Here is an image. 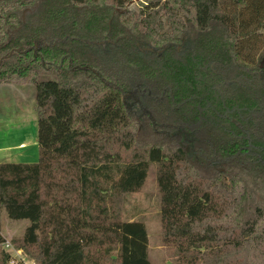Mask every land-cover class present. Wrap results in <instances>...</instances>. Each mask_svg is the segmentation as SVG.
Segmentation results:
<instances>
[{"label": "trees", "instance_id": "obj_1", "mask_svg": "<svg viewBox=\"0 0 264 264\" xmlns=\"http://www.w3.org/2000/svg\"><path fill=\"white\" fill-rule=\"evenodd\" d=\"M130 1L0 0V84H35L39 148L0 163V209L29 220L9 242L34 264H152L116 203L154 162L163 242L234 264L221 203L264 194V0ZM246 222L264 239V200Z\"/></svg>", "mask_w": 264, "mask_h": 264}, {"label": "rangeland", "instance_id": "obj_2", "mask_svg": "<svg viewBox=\"0 0 264 264\" xmlns=\"http://www.w3.org/2000/svg\"><path fill=\"white\" fill-rule=\"evenodd\" d=\"M259 61L261 62L263 70L261 74L264 76V55L259 57ZM35 92V84L33 83H10L0 85V118L4 124L5 122L7 123V127L5 126L4 129L5 131L8 129L10 141L18 138L21 129L24 127L27 129L28 122L24 121L25 118L35 117ZM35 128L37 131V119H35ZM140 133L144 140L151 137L157 139L164 138V136L161 137L162 135L153 133L151 128L148 130L147 126L143 128ZM3 138H5V134ZM170 138L171 139L165 137L164 139H169L171 141H176L178 139V137ZM183 145L186 147L187 152H189V146L184 143ZM15 151L17 150H13V152ZM17 152L19 154L11 158L13 160L12 162L32 163L36 162L39 157V148L37 144L35 146V153L31 156L22 150ZM122 155L130 158L131 152L122 151ZM218 168H223V166L218 165L216 169ZM156 171L157 165L154 162H150L146 178L141 188L136 192L123 195L120 200L117 201V208H115L119 212L121 218L126 220H141L145 224L148 234V257L152 264H181L178 260L176 246L165 244L162 239L160 192L156 179ZM204 171H202L204 174H209V172ZM259 200H264V194L258 201ZM259 202H254V204H249V206L243 205V203L235 204V201L232 202V206H227L225 202L221 203L224 205L222 217L220 219L221 222L226 223L225 225H228V223L230 225L233 224V226L228 227V229L232 231V233L234 232V237H237L240 232L245 233L242 237L238 238L239 244H235L234 242H229L227 244L219 243V247L223 250V253H228L227 259L231 260L234 264H264V239L258 236L254 237L253 235H256L257 232L253 235L246 234L250 229L246 221L250 220L251 209H254V205ZM27 225H29V220L10 219L6 212L0 209V229L3 235L7 236L11 234L12 237L20 236ZM7 229L10 231L7 232ZM230 238L233 239V236H230ZM10 239L11 236L7 240L9 241ZM12 254H14V252H12ZM24 257L27 258L28 256Z\"/></svg>", "mask_w": 264, "mask_h": 264}, {"label": "crops", "instance_id": "obj_3", "mask_svg": "<svg viewBox=\"0 0 264 264\" xmlns=\"http://www.w3.org/2000/svg\"><path fill=\"white\" fill-rule=\"evenodd\" d=\"M3 85V84H0ZM35 117L25 118L24 121L28 122L27 129L24 127L21 129V133L13 141L9 140L8 137V129L5 131V126L7 127V123L2 122V119L0 118V163L9 161L12 162L13 160L11 158H14V156H17L19 153L17 151H23L26 152L29 156L33 155L35 153V146L37 143V131L35 128ZM19 123V122H18ZM15 128V127H14ZM5 134V138L4 137ZM13 150H17L13 152ZM1 233L3 234L2 230L0 229ZM9 232L10 230H6ZM5 239L7 240L12 237L11 234H8L7 236L3 235Z\"/></svg>", "mask_w": 264, "mask_h": 264}, {"label": "built area", "instance_id": "obj_4", "mask_svg": "<svg viewBox=\"0 0 264 264\" xmlns=\"http://www.w3.org/2000/svg\"><path fill=\"white\" fill-rule=\"evenodd\" d=\"M2 245L11 253V259L8 264H34V262L25 258L19 249L14 248L8 240H6ZM12 252H14V254H12Z\"/></svg>", "mask_w": 264, "mask_h": 264}, {"label": "water", "instance_id": "obj_5", "mask_svg": "<svg viewBox=\"0 0 264 264\" xmlns=\"http://www.w3.org/2000/svg\"><path fill=\"white\" fill-rule=\"evenodd\" d=\"M133 1H138V0H131L130 2H133Z\"/></svg>", "mask_w": 264, "mask_h": 264}]
</instances>
